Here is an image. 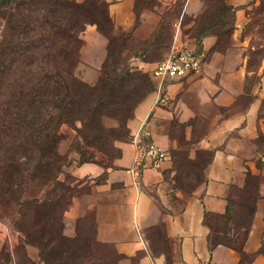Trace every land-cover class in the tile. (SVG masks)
Returning a JSON list of instances; mask_svg holds the SVG:
<instances>
[{"label":"rangeland","instance_id":"rangeland-1","mask_svg":"<svg viewBox=\"0 0 264 264\" xmlns=\"http://www.w3.org/2000/svg\"><path fill=\"white\" fill-rule=\"evenodd\" d=\"M51 1L0 0V48L7 46L13 25L20 26L25 20L34 29L28 37L34 45L23 49L38 55L39 61L49 58L84 84L75 91L71 118L59 127L57 146L49 147L46 141L37 144L34 137H29L25 148H21L23 157L14 159L13 155L20 152L15 145L19 144L17 135L14 129L10 133L0 129V141L4 134L14 138L8 151L0 143V223L14 235L13 242L0 237V264H105L102 250L95 253L92 220L77 221L73 232L67 229L66 211L80 192L75 168L83 161L110 165L119 156L117 143L130 138L129 122L136 104L155 89L152 68L170 50L178 32L202 49L200 33L215 31L218 39L205 54V61L219 51L227 54L223 59L226 66H244V90L261 101L256 140L264 154V0H255L245 9L241 26H237V8L224 9L222 0H202L203 8L195 17L186 11L187 0H137L138 11L156 10L159 15L153 20L157 24L150 36L140 23L137 32L115 33L105 0H75L87 1L95 20L58 32L57 44L52 48ZM91 24L108 40L101 66L94 71L87 64L81 65L79 57L68 55L69 67L62 66L57 54L66 38ZM199 137L195 135L192 142L182 137L177 148L175 186L184 193L201 186L203 166L210 157L207 150L191 152L193 141ZM54 161L57 166L52 168ZM251 196L245 192L237 199L236 211L243 213L241 225L248 219ZM209 218L212 239L216 241L226 225L218 215Z\"/></svg>","mask_w":264,"mask_h":264},{"label":"crops","instance_id":"crops-1","mask_svg":"<svg viewBox=\"0 0 264 264\" xmlns=\"http://www.w3.org/2000/svg\"><path fill=\"white\" fill-rule=\"evenodd\" d=\"M106 1L115 33L137 32V23L147 29V36L156 28V10L138 14L137 0ZM225 1L237 8V26H241L245 9L255 0ZM203 5L202 0H187L185 8L195 17ZM217 39L215 33L203 35L202 52L208 53ZM107 41L96 25H87L66 38L57 59L69 67L66 56L79 57L81 65L96 71L107 56ZM174 41L198 49L179 32ZM225 55L213 52L199 73L154 78L155 89L136 106L129 122L130 138L117 143L119 156L110 165L84 162L75 168L80 192L66 211L67 229L73 232L77 221L92 220L95 253L102 250L105 264H241L237 249L222 244L211 249L205 214L225 213L230 198L247 185L248 173L260 176V181L244 251L256 253L261 248L264 154L256 140L261 101L244 90V66H226ZM164 92L172 102L156 106ZM195 135L200 137L193 141L191 152L207 150L210 157L203 166L201 186L184 193L175 186L177 148L182 137L192 142ZM152 140L167 148L170 158L159 168L145 167L140 176H134L128 170L134 165L137 144ZM2 236L14 240L9 228L0 223ZM94 259L97 262V256ZM250 264H264V253L256 254Z\"/></svg>","mask_w":264,"mask_h":264},{"label":"trees","instance_id":"trees-1","mask_svg":"<svg viewBox=\"0 0 264 264\" xmlns=\"http://www.w3.org/2000/svg\"><path fill=\"white\" fill-rule=\"evenodd\" d=\"M51 2L54 7L51 10L50 23L51 48L57 44L58 32L68 27H75L80 23L85 24L89 20L92 22L95 20L93 12L90 10L91 6L87 1L52 0ZM222 2L224 9L235 10L225 0ZM136 10L140 14L141 11L137 9V1ZM11 22L13 21L11 20ZM12 30L13 34L8 39L7 46L4 45L0 48V129L2 132L9 133L14 129L19 142L15 145L20 150L13 155L14 159H17L23 157L24 151L21 148H25V144L30 141L29 137H34L37 144L46 141L49 147L57 146L61 138L59 127L64 121L71 118L76 102L75 91L82 89L84 84L76 76L66 73L56 66L49 58L46 57L39 61L38 55L28 54L29 50L23 49V46L34 45V42L30 38L28 39L29 34L34 31L29 22L23 20L20 26L13 25ZM208 33L217 34L215 31L201 32L198 37L199 41L202 42L203 35ZM198 50L201 51V49ZM6 62L10 64L7 66ZM28 132H34V135H30ZM4 135L0 143L8 151L14 143V138L10 134ZM84 162L94 161L81 163ZM53 166H57L55 161L52 168ZM253 176L258 179L254 180ZM259 181L260 176L248 173L247 185L243 189L237 190L236 195L230 198L225 213L216 214L207 211L205 214V223L211 229L208 239L211 249L219 244L237 249L242 255L241 264H250L256 254L264 253V242L256 253L244 251V243L256 210ZM245 192L252 196L249 205H247L248 219L241 225L239 223L242 221L240 217L243 213L241 214L242 210L236 211L237 199ZM211 215L220 216L226 225V228L217 235L216 241L212 239L211 235L212 226L209 222Z\"/></svg>","mask_w":264,"mask_h":264},{"label":"built area","instance_id":"built-area-1","mask_svg":"<svg viewBox=\"0 0 264 264\" xmlns=\"http://www.w3.org/2000/svg\"><path fill=\"white\" fill-rule=\"evenodd\" d=\"M205 54L188 43L174 41L165 56L158 60L152 68V76L157 79L183 78L202 71L205 63ZM172 102L167 92L162 93L157 99L156 106H167ZM170 158L167 148L156 141L137 144V153L133 167L129 172L140 176L145 167L159 168L164 161Z\"/></svg>","mask_w":264,"mask_h":264}]
</instances>
